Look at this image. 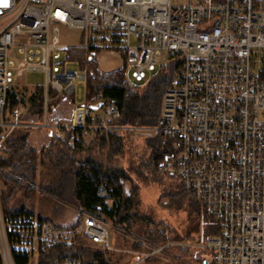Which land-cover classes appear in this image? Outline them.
<instances>
[{"label":"built area","instance_id":"2783aa9c","mask_svg":"<svg viewBox=\"0 0 264 264\" xmlns=\"http://www.w3.org/2000/svg\"><path fill=\"white\" fill-rule=\"evenodd\" d=\"M74 49L121 57L125 74L133 69L139 82L162 58L178 55L181 62L164 90L158 124L140 129L175 138V158L163 169L221 232L197 242L134 235L138 248L126 251L127 263L147 264L178 246L183 255L193 250L187 264H264V0H0V152L23 127L9 101L27 71L46 74L36 126L56 138L71 131L70 145L121 117L117 102L97 92L69 118L51 119L52 102L87 80L83 69L54 65ZM98 196L97 209L106 206L112 219L79 210L74 224L61 226L34 213H5L0 189V264H17L19 256L27 264H84L78 236L114 251L109 230L122 233L121 225L114 228L118 201L106 184ZM56 248L59 255L51 254Z\"/></svg>","mask_w":264,"mask_h":264},{"label":"trees","instance_id":"16d2710c","mask_svg":"<svg viewBox=\"0 0 264 264\" xmlns=\"http://www.w3.org/2000/svg\"><path fill=\"white\" fill-rule=\"evenodd\" d=\"M96 56L97 54L84 49H74L67 53L66 59H74L80 68L86 71L88 97L94 93L102 92L114 99L121 111V117L112 123L111 129L94 135V140L88 144H85L82 137L74 145H69L68 138L71 131H66L64 137L57 138L59 144L73 150L91 148L98 143L101 146H108L110 149L116 150L122 148L126 138L133 135L138 128L155 127L160 118L164 90L169 81L175 76L181 63L178 55L169 57L167 64L150 77L145 85L135 86L127 80L123 69L109 73L103 72L98 66ZM42 93V87L31 93L29 97V103L31 104L27 113L19 116V121L23 127L16 128L9 135L4 150L0 152V169L3 171L0 174L1 202L4 212L7 214L33 213L32 210H28L24 206L18 207L13 203L22 190L25 196L30 195L29 192L35 186L36 177L38 176L39 165L44 163L52 153V148L39 151L33 149L28 141L29 130L33 128V125L41 123L43 119ZM9 103L11 112L20 107L21 102L17 92L14 91L11 94ZM145 141L146 148L149 151L150 172L153 176H141L142 179L136 180L128 170L109 169L91 158L82 161L80 164L74 160V162L71 161L75 170L73 171L75 184L72 192L66 195L59 189H53L50 192L63 202L73 203L74 201L79 210L91 212L105 219H112L113 212L108 211L106 206H104L103 211L97 209L99 205H103V199L98 196V187L101 184H106L118 201L115 225H123L126 230L132 231L140 212L142 189L149 185L148 182L150 181L166 184L170 190L161 194L160 201L162 198L168 197L170 203L174 202L178 207L186 199H191L190 201L194 203L191 204L192 209L197 212V215L204 217L207 222V232L202 239L211 235H219L221 232L220 227L213 220H208L205 217L203 208L185 190L181 180L177 176L166 173L163 169L168 162L175 158V138L158 134L146 138ZM124 180L131 184V194L129 196L125 194L122 183ZM195 205L197 208H195ZM149 235L151 239L159 242L175 241V237L172 235L167 238L158 236L154 232L149 233ZM179 241H185V239L179 238ZM76 246L82 254L84 264H122L124 254L93 244L84 236L77 237ZM134 248H138V246L133 244L132 249ZM51 254L59 255V248L54 249ZM15 261L17 264H27L28 258L19 256Z\"/></svg>","mask_w":264,"mask_h":264},{"label":"rangeland","instance_id":"374dc122","mask_svg":"<svg viewBox=\"0 0 264 264\" xmlns=\"http://www.w3.org/2000/svg\"><path fill=\"white\" fill-rule=\"evenodd\" d=\"M174 4H185L186 0H173ZM71 40L72 37H70ZM68 39V40H70ZM16 55L17 50L14 52ZM96 61L99 68L103 72L119 71L123 68V61L121 57L113 56L105 52L97 54ZM165 59L156 65L155 70L148 71L146 78L139 82L132 75L134 70H127V80L132 85H145L146 81L150 79L160 69L161 64L165 65ZM54 65L59 66L60 70L77 71L80 70L79 64L71 63L66 60V54L62 53L59 58L54 60ZM13 90L18 93L21 102L18 108L19 116L26 114L30 107L29 97L35 89L44 87L46 85V74L41 71H27L17 81ZM88 100L87 84L84 81L76 83L75 91L68 95L66 98H61L52 102V108L58 107L61 113H53L51 119L59 121L68 118V114L72 111L74 105L85 104ZM100 111L95 112L99 115ZM32 118V117H31ZM35 119V118H32ZM32 129L28 133L29 145L31 142L30 135ZM39 131V130H38ZM140 128L137 129L133 135L126 138L125 144L122 148L116 150L110 149L108 146H101L100 143L95 144L91 148L80 150H73L65 147V145L54 143L52 153L44 163L38 167V175L36 177L35 186L31 188L29 196H25L23 190L17 195L14 205L21 207L24 206L28 210L35 212L37 216L47 217L57 223H64L68 218H64L67 214L64 211L68 207L64 206V202L57 198L50 192L53 189L61 190L65 195L70 194L75 184V176L73 171L75 162L80 164L88 158L94 159L109 169L113 170H128L130 174L140 180L141 176H153L150 172V162L148 160L149 151L146 148V138L152 137L151 135L141 132ZM35 134V133H34ZM126 134V133H125ZM33 135V134H32ZM128 136V133H127ZM95 138L94 135H86L84 138L85 144L90 143ZM50 147L48 149H50ZM49 155V154H48ZM55 169H54V168ZM73 174V175H72ZM142 179V178H141ZM125 188L129 189L127 196L131 194V184L125 180L122 182ZM149 185L145 186L141 192L140 212L136 218L134 229L128 231L122 227V233L116 232L114 229L109 230L110 244L115 248L116 253L124 254L122 264L131 259V253L126 252L132 250L133 236L137 235L146 236L149 233H156L158 236L167 238L174 236L175 241L178 242L179 238L185 241H199L207 232V222L204 217L197 215L192 209L190 200L186 199L183 204L177 207L174 202L170 203V198L165 197L160 201L161 194L164 191H169L170 188L166 184H158V182H148ZM1 189V185H0ZM173 203V205H172ZM73 207L76 204L71 203ZM175 204V205H174ZM194 204V203H193ZM196 206V205H195ZM197 208V206L195 207ZM78 207H75V214L78 212ZM69 216H73V211H68ZM113 226V225H112ZM118 226L114 225V228ZM145 232H148L147 234ZM191 239V240H189ZM192 249L185 248L184 252L189 253ZM181 249L175 246L172 252L164 256H158L147 262V264H187V254L183 255Z\"/></svg>","mask_w":264,"mask_h":264},{"label":"crops","instance_id":"0c3cea01","mask_svg":"<svg viewBox=\"0 0 264 264\" xmlns=\"http://www.w3.org/2000/svg\"><path fill=\"white\" fill-rule=\"evenodd\" d=\"M53 113H56V114H62L61 113V110L58 109V107H53L52 108V114ZM71 113L72 111L68 114V118L71 116ZM64 115V114H62ZM52 116V115H51ZM37 125H40V123H38ZM32 133L30 135V139H31V142L30 143V147L33 148V149H36V150H47L48 147L50 146H53L54 143H57V145L59 144V141L57 140V138L52 134L51 130L48 129V128H42V127H37L36 124L35 126H33L32 128ZM39 130V131H38ZM35 133V134H34ZM33 134V135H32ZM86 137V135L84 136V138ZM70 145V144H69ZM72 146V145H71ZM51 148V147H50ZM49 157V156H48ZM54 168V167H53ZM55 169V168H54ZM73 175V174H72ZM40 176V175H38ZM64 206L65 207H68L67 209H65L64 211L66 212V216L64 218H68L67 221H65L64 223H57V222H54L52 220H50L49 218L47 217H42V218H45L47 220H50L58 225H61V226H70L72 224L75 223V221L77 220L78 218V212L77 214H75V207L72 206L71 203H69V201L67 202H64ZM78 210V209H77ZM68 211H73L74 212V215L73 216H69L68 215ZM79 211V210H78ZM33 213L35 214V212L33 211Z\"/></svg>","mask_w":264,"mask_h":264},{"label":"water","instance_id":"95a60500","mask_svg":"<svg viewBox=\"0 0 264 264\" xmlns=\"http://www.w3.org/2000/svg\"><path fill=\"white\" fill-rule=\"evenodd\" d=\"M99 106H100V104H98V105L94 106V108H95V109H97Z\"/></svg>","mask_w":264,"mask_h":264}]
</instances>
